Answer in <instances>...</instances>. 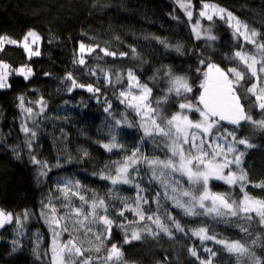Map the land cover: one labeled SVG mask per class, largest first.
<instances>
[{"label": "trees", "instance_id": "1", "mask_svg": "<svg viewBox=\"0 0 264 264\" xmlns=\"http://www.w3.org/2000/svg\"><path fill=\"white\" fill-rule=\"evenodd\" d=\"M220 7L231 11L250 28L256 29L264 40V0H211ZM193 19L191 23L179 8L177 0H0V37L23 41V37L32 30L41 36L39 46L40 56L28 58L24 49L17 45L4 43L0 50V61L18 69L21 66L31 67L33 75L25 80L22 76L12 72L8 77L10 88L0 89V209L13 213H21L27 209L30 217L23 221V229L18 233L13 222L6 225L0 234V264H51L52 233L40 215L41 201L51 197L59 204L55 197L56 184L71 179L80 180L86 189L85 195L91 196L94 191L106 198V203L120 206L123 198L134 199L135 189L128 185H118L111 196L108 190L112 185L108 181L100 180L98 174L105 171V166L113 160L121 159L130 154L133 145L142 148L145 155L165 158L167 152L163 144L157 146L150 139L141 143L143 135L136 125L139 117L131 110L120 104L117 95L120 84H107L104 81L105 71L125 73L129 68L136 70L141 82L150 87L155 84L154 98L167 88V80L157 77L150 78L159 69L171 68L176 75H187L193 84L194 93L198 96V88L202 76L196 72L198 60L201 56L211 59L222 67L231 66L225 57L235 51L239 43L231 35V29L218 19H215L213 34L219 36L213 49L206 48L204 42L197 41L192 34L191 25L198 18L200 0H192ZM173 17H176L174 19ZM207 27L210 22L201 20ZM159 40H165L169 45L165 48ZM96 46L95 52L84 54L85 65L74 61L79 56V44ZM177 45L182 46V54L175 51ZM100 48H107L117 54L127 52L128 56H105ZM135 48L136 55L132 53ZM249 52H254L252 45L245 44ZM94 70L96 75H92ZM71 72L80 84H92L100 88L99 93H89L86 88H76L71 92L68 88L71 82L65 79ZM47 73L48 75H45ZM243 93V88L240 90ZM23 96L24 108H32L33 114L40 112V98L46 104L43 113L28 114L20 107L19 97ZM178 100L180 98H173ZM254 99V98H253ZM105 100L112 104L109 112ZM169 112L177 109L165 105ZM254 119H260V113L251 111ZM193 118H198L195 114ZM127 119L133 127L122 123L116 126V120ZM36 132V137L25 134L21 125ZM231 130L232 125L224 124ZM115 134L119 143L124 144L126 152H107L101 145L108 143L111 135ZM238 136L248 138L255 147L245 151L241 167L250 182L247 191L250 195L264 199V189L253 185L264 182V130L256 129L250 124L238 130ZM31 139V148L28 141ZM88 155L85 156L84 152ZM37 160L46 161L51 168L46 176L39 175L36 164L31 163V155ZM59 163L61 167H55ZM235 170V166H233ZM142 186L148 190L143 193L149 199L145 209L155 211L153 202L155 192L162 189L153 182L149 184L150 173L142 169ZM184 186L189 185L184 180ZM222 185L213 184L215 192L230 193L233 197L241 195L238 187H230L223 181ZM160 212H170L178 219L188 235L174 232L170 239L160 235L153 239L145 234L140 241L123 245L125 264H199L192 257L188 248L197 247L199 254L204 256L203 247L198 238L191 235L190 229L208 226L209 233L215 232L217 237L229 240H242L250 246V250L264 259V229L255 221L249 228L250 235L240 231L235 217L213 219L210 216H185L181 209L175 208L170 200L161 196ZM75 203L79 204L76 199ZM110 218L123 223L122 217L115 214V208L109 210ZM128 220H133L131 213L126 212ZM23 219V218H22ZM79 236L84 239L83 232ZM114 239L112 243H123V232L113 226ZM260 237L257 245L251 241ZM65 233L62 240H66ZM13 241H18L13 244ZM217 252L213 264H249L247 257L237 260L236 256L223 251L221 245L211 241L206 242ZM94 259L107 255L103 250L96 253L92 245L85 243ZM110 247V244L108 245ZM99 264V261L96 262Z\"/></svg>", "mask_w": 264, "mask_h": 264}, {"label": "snow or ice", "instance_id": "2", "mask_svg": "<svg viewBox=\"0 0 264 264\" xmlns=\"http://www.w3.org/2000/svg\"><path fill=\"white\" fill-rule=\"evenodd\" d=\"M177 4L191 23L195 7L192 0H177ZM214 18L223 21L231 29L232 37L242 43L225 57L232 62L231 66L222 67L211 57L199 58L196 72L201 74L202 80L195 89L199 95H193L192 99H188V94L194 93L193 84L189 82L188 76L176 75L171 68H165L162 73L158 69L150 78L156 81L160 76L167 80L166 90L155 98L153 96L155 84L150 87L148 83L141 82L135 69L129 68L125 73L101 69L105 83L121 85L117 95L119 103L139 117L136 127L143 133L140 137L141 143L149 139L157 146L162 143L167 152L163 159L159 156L150 157L143 153L140 146L133 145L130 154L113 160L111 164L105 166V171L98 174L100 180L108 181L112 185L108 190L109 196L118 185H128L135 189L136 195L132 202H128L129 198H123L119 207L106 203V198L94 191L90 197L86 196V189L80 180L66 179L58 182L56 184L58 195L55 200H58L59 204L54 203L50 197L47 202L41 201L40 210L41 217L52 233L51 264H96L97 261L99 264H125L123 245L140 241L145 234L158 239L163 233L172 239L175 229V232L188 235L181 222L170 212H165L163 217L158 214L162 207L161 196L165 200H170L173 207L181 209L185 216H210L213 219L235 217L237 221H244L237 226L245 235L251 234L249 228L254 221L264 229V199L249 194L247 187L250 182L241 167L245 151H241L239 146L243 145L246 150L255 145L248 138L237 134L246 124L264 130V40H261V34L256 29L250 28L231 11L211 0H200L198 18L191 25V31L197 41L204 42L206 48L213 49L219 40V36L213 34ZM201 20L210 23L205 27ZM40 40L41 36L32 30L27 32L22 42L0 37V50L4 43L19 44L31 59L41 55L38 47L33 48ZM159 42L165 48L169 47L165 40ZM245 44L252 45L255 51L249 52ZM97 48L99 45L86 46L80 43L79 56L74 62L85 65L84 54H91ZM100 51L105 56H128L127 52L117 54L107 48H100ZM175 51L182 54V46L177 45ZM132 53L136 55L135 48L132 49ZM12 72H16L25 80L34 74L31 67L21 66L19 69H12L9 64L0 61V89L11 87L8 77ZM90 73L96 75L94 70H90ZM65 79L71 82L69 92L76 88H86L89 93L94 94L101 91L92 84L78 83L71 72L67 73ZM242 88L243 93L240 91ZM174 97L180 99L174 100ZM19 99L20 107L29 118L40 115L46 107L41 97L37 101L41 105L40 112L33 114L32 108H24L23 96ZM105 103L107 107L104 111L109 112L112 104L108 100H105ZM165 105L175 107L177 110L169 112ZM253 109L260 113V119L253 118L251 114ZM195 114H198V118H193ZM224 122L233 128L229 130L224 127ZM122 123L133 127L127 119L116 120V126ZM21 130L25 134L30 133L33 139L36 137V132L26 124L21 125ZM28 146L31 148V139ZM101 146L109 153L114 150H117L118 154L127 151L125 145L118 142L115 134L111 135L108 143ZM84 155L87 156L88 153L85 151ZM31 163L38 166L40 176H46L51 170L46 161L37 160L35 155H31ZM55 167L61 165L57 163ZM142 169L150 173L149 184L155 182L163 190L162 193L155 192L152 198L156 204L155 211L146 210L144 207L149 204V199L143 194L148 189L140 182ZM185 179L188 187L184 186ZM211 180L223 181L230 187H238L241 196L234 199L231 193L211 191L209 187ZM253 187L264 189V182ZM76 199L79 200V204L75 203ZM110 208H115V214L123 218V223L117 224L110 218ZM126 212L131 213L134 219L128 220ZM30 215L27 209L21 213L0 209V228L15 222L19 233L23 229V221ZM114 224L123 232L122 244L112 243ZM80 231L83 232L84 239L80 238L78 234ZM189 231L192 236L199 239L203 251L208 253L207 259H203L197 247L188 248L189 254L195 257L199 264H213V258L217 255L216 251L207 246L208 241L221 245V250L235 255L238 261L247 257L249 264H264V259L252 252L250 246L242 240L218 238L215 232L209 233L208 226ZM65 233L68 234V238L62 240ZM259 239L257 236L251 244L257 245ZM17 243L18 241H13V244ZM85 243L92 245L96 253L103 250L107 255L94 259L87 255L90 249L85 247Z\"/></svg>", "mask_w": 264, "mask_h": 264}, {"label": "rangeland", "instance_id": "3", "mask_svg": "<svg viewBox=\"0 0 264 264\" xmlns=\"http://www.w3.org/2000/svg\"><path fill=\"white\" fill-rule=\"evenodd\" d=\"M40 42H41V40L38 42V45H34L33 46V48L35 49V48H39V45H40ZM19 69V68H18ZM16 73V72H15ZM17 74V73H16ZM18 75V74H17ZM185 181H186V179H185ZM213 184H215L214 185V187L216 186V185H222L223 183H219V181H216V180H211L210 181V184H209V187H210V189H211V191H213L214 192V189H213ZM230 193H231V195H232V198H234L233 197V195H234V193H233V190L232 191H230ZM241 195H237V198H234V199H239V197H240ZM154 227V226H153ZM179 233V232H178ZM160 235H163V236H165V237H168V236H166V235H164L163 233H161ZM169 238V237H168ZM203 259H207V257H208V253H204V256L202 255L201 256Z\"/></svg>", "mask_w": 264, "mask_h": 264}, {"label": "water", "instance_id": "4", "mask_svg": "<svg viewBox=\"0 0 264 264\" xmlns=\"http://www.w3.org/2000/svg\"><path fill=\"white\" fill-rule=\"evenodd\" d=\"M224 123H226V122H224ZM4 229H5V227L4 228H0V234H2V232L4 231Z\"/></svg>", "mask_w": 264, "mask_h": 264}, {"label": "bare ground", "instance_id": "5", "mask_svg": "<svg viewBox=\"0 0 264 264\" xmlns=\"http://www.w3.org/2000/svg\"><path fill=\"white\" fill-rule=\"evenodd\" d=\"M40 46V45H39ZM224 124H226V123H224Z\"/></svg>", "mask_w": 264, "mask_h": 264}, {"label": "flooded vegetation", "instance_id": "6", "mask_svg": "<svg viewBox=\"0 0 264 264\" xmlns=\"http://www.w3.org/2000/svg\"><path fill=\"white\" fill-rule=\"evenodd\" d=\"M217 181V180H216ZM215 192V191H214Z\"/></svg>", "mask_w": 264, "mask_h": 264}]
</instances>
